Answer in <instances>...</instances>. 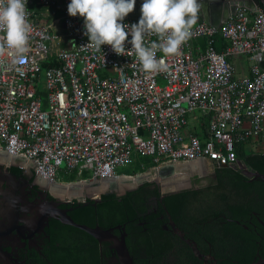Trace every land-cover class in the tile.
<instances>
[{
  "label": "built area",
  "instance_id": "1",
  "mask_svg": "<svg viewBox=\"0 0 264 264\" xmlns=\"http://www.w3.org/2000/svg\"><path fill=\"white\" fill-rule=\"evenodd\" d=\"M35 1L46 8L64 2L66 32L32 22L28 10L24 61L0 55V149L31 162L38 178L57 181L65 168L113 179L135 155L158 165L205 159L233 166L236 145L263 134L264 10L239 6L221 26L193 25L178 54L156 52L166 67L145 73L134 55H117L109 45L82 48L89 39L84 18L68 14L71 0ZM198 40L204 47L194 45ZM219 40L226 43L222 51ZM131 47L126 41V51ZM237 57L250 63L249 76H236Z\"/></svg>",
  "mask_w": 264,
  "mask_h": 264
},
{
  "label": "trees",
  "instance_id": "2",
  "mask_svg": "<svg viewBox=\"0 0 264 264\" xmlns=\"http://www.w3.org/2000/svg\"><path fill=\"white\" fill-rule=\"evenodd\" d=\"M219 42L221 50L223 41ZM236 155L237 160L245 163L250 170L264 174V153L248 154L245 143H242L236 145ZM131 167L132 173L126 175L146 172L155 165L149 158H144ZM11 170L24 173L19 167H12ZM73 177L72 181L76 178ZM219 179V185L211 190H187L167 196L165 209L177 226L187 233V238L200 236L208 241L199 239L198 247L202 253L211 254L216 264H251L264 257V182L231 169H219ZM148 187L151 184L147 183L120 197L115 193L104 195L96 207L89 204L82 211L72 214L73 220L92 228L98 225L104 230L119 225L125 227L126 242L134 264H147L146 257L160 261L170 254L174 256L177 245L183 246L180 251L182 261L175 264H202L188 246L163 230L162 223L157 219L159 215L147 214L153 209V205L148 203L149 195L143 194ZM153 195L160 196L158 192ZM66 227L82 237L80 243H91L90 253L98 264L101 258L98 241L79 229ZM199 232L204 237L197 234ZM75 243L63 244L69 251L73 249L70 254L67 253L68 256H64V264H69V261L72 264L71 253L74 254ZM79 260L82 261L78 259L74 262L79 264Z\"/></svg>",
  "mask_w": 264,
  "mask_h": 264
},
{
  "label": "flooded vegetation",
  "instance_id": "3",
  "mask_svg": "<svg viewBox=\"0 0 264 264\" xmlns=\"http://www.w3.org/2000/svg\"><path fill=\"white\" fill-rule=\"evenodd\" d=\"M3 155L4 153L2 152L0 163L1 161L5 162L2 158ZM237 161V165L220 167L211 164L205 159L178 163V165L188 167V169L181 170L185 171V176L178 178L182 175V173L178 172L180 170L178 169L175 174L165 177V179H169L171 182L183 181L186 185L178 191H165L163 181L148 182L151 184V187L146 188L143 194L149 195L148 203L151 206L153 205V209L147 214L159 215L157 219L162 223L163 230L175 236L182 244L188 246L173 232L172 223L178 229L180 228L165 209V198L187 190H211L217 187L220 183L219 169H231L243 174L239 168V162L242 161ZM11 168L7 172L6 166L0 165V264H64V260H66L64 256H68L67 253L70 254V251L73 250L69 251L68 247L63 245L68 242H76L74 254L71 253L73 257L72 264H78V261L77 263L74 262V260L78 259H82L83 264H97L90 253L92 249L91 243H80L82 237L76 232H71L60 220L50 216L46 219L48 213L46 203H55L58 208L62 211H67L68 215L72 217V214L74 215L82 211L89 204L96 207L97 204L102 202L104 195L115 193L119 196L115 191L116 188H111L107 192H101V194L95 190L108 180H114L115 178L106 180L96 179L89 182H85L80 178L70 182L48 181L49 186L43 188L38 182V177L33 169L24 170V173L18 174L13 172ZM39 181L45 184L40 178ZM53 188L55 189L53 190ZM95 191L98 192L97 195L94 193ZM157 192L160 194L159 197L153 195V193ZM160 208L163 211L159 210ZM180 231L186 237L187 233L181 229ZM114 234L120 235V232L115 231ZM197 234L204 237L200 232ZM188 239L196 242L197 245L198 240H202L200 236ZM203 239V242H208L205 238ZM208 246L211 248V244ZM113 247L114 245L108 242L99 243L101 258L98 264H118L114 258L115 249ZM182 247V245L175 247L174 256L170 254L160 261L154 257H146L145 261L147 264L181 263L180 251ZM202 264H204L203 261ZM210 264H216V261H211Z\"/></svg>",
  "mask_w": 264,
  "mask_h": 264
},
{
  "label": "clouds",
  "instance_id": "4",
  "mask_svg": "<svg viewBox=\"0 0 264 264\" xmlns=\"http://www.w3.org/2000/svg\"><path fill=\"white\" fill-rule=\"evenodd\" d=\"M135 3L136 0H71L67 11L71 17L79 14L84 18V35L89 43L82 48L99 52L102 45H109L117 55H134L145 73L162 70L165 60H158L156 52L164 56L178 54L191 35L202 5L197 0H143L138 23L129 27L122 21L134 10ZM26 5L27 0H6V6L0 7V55L7 51L14 63H22L28 51L31 24ZM129 34L131 40H127ZM150 36H156L157 41L146 43L145 38ZM126 41L132 45L127 51Z\"/></svg>",
  "mask_w": 264,
  "mask_h": 264
},
{
  "label": "water",
  "instance_id": "5",
  "mask_svg": "<svg viewBox=\"0 0 264 264\" xmlns=\"http://www.w3.org/2000/svg\"><path fill=\"white\" fill-rule=\"evenodd\" d=\"M210 1L212 2L217 1L218 3L219 0H210ZM220 1H223L222 4L225 3L226 5L233 4L236 8L239 6H243L253 11H256L262 8L264 9V0H220ZM197 2L202 5V8L200 12L198 13L199 19L209 23L208 11L206 9L207 2H209V0H197ZM142 3H143V0H136L134 10L131 13H129L125 18L131 19L134 21H139L140 16H141ZM261 66L264 69V62L261 64ZM2 152L4 153L2 158L4 160H7L9 158L8 154L5 151L0 150V156ZM16 161L17 163L15 164L14 163L7 164L6 162L3 161L0 163V165L1 166L5 165L7 172H9L8 169L11 167H19L23 169L20 166V164H22L24 160L16 159ZM222 166H227V165H222ZM239 168L242 170V173L246 177L250 179H254V180H261L264 182V174L250 170L245 163L239 162ZM178 169L184 170V169H188V167L185 165H178V163H165L158 167L152 168L150 171L136 174L134 176L122 175V176L116 177L114 180H110V181L108 180L103 185H101L97 191L101 194V192H107L111 188L112 189L116 188L115 190L116 193L119 196H123L127 192H132L140 188L141 186H143L145 183L152 182V181L153 182L163 181L165 191H178L181 188H183V186L186 185L183 181L182 182L181 181L171 182V180L165 179V177H170L173 174H175L176 170ZM85 182H89V181H85ZM39 183L43 188H47L49 186L48 181L45 184H43L40 181ZM54 189L55 188H53V190ZM96 202H98V200H96ZM46 206H47L46 208L48 211L46 219H48L49 216L56 218L60 220L64 225L71 226V227H74L76 229H79L85 232L86 234H88L89 236L97 240L99 243L108 242V243L113 244L114 245L113 248L115 249L114 258L118 262V264H134V259L132 258L130 254V251L128 249L127 242H126L127 233L125 231V227L119 225V226H116L108 230H104L100 228L99 226L94 227V228L88 227L86 225H81V224L76 223L72 219V217L68 215L67 211H62L60 208L57 207L55 203H46ZM171 226H172L173 232L176 235H178L182 239V241L185 242L189 246V248L192 250L196 258L203 261L204 264H210L211 261L212 262L215 261V258L212 255H205L201 253L197 243L192 241L191 239L186 238L185 235L180 231V229L176 227L174 223H172ZM115 231H119L120 235H115L114 234ZM251 264H264V257H260L258 261H255Z\"/></svg>",
  "mask_w": 264,
  "mask_h": 264
},
{
  "label": "crops",
  "instance_id": "6",
  "mask_svg": "<svg viewBox=\"0 0 264 264\" xmlns=\"http://www.w3.org/2000/svg\"><path fill=\"white\" fill-rule=\"evenodd\" d=\"M222 2L223 1L219 0L217 3V1L212 2L209 0V2H207V6H206V9L208 11L209 23L198 18L196 24L200 23V22H205L207 24L214 25V26L223 25L229 19V17L234 13L235 6L233 4H228V5H226L225 3L222 4ZM64 6H65V3L61 2L60 5L56 8H46V7L39 6L35 0H32L28 5V10L33 14L31 21L36 22V23H44L45 25H48L51 28V31L53 33H59L60 35H65L66 30H65V27L63 25V15H64L63 9H64ZM262 10H264V9L262 8ZM219 44H220V42H219ZM225 44H226L225 42H223L221 44L222 49L221 50L219 49V51L223 50V47L225 46ZM194 45L195 46L202 45V47H204L205 42H204V40H198V41L194 42ZM67 46H68L67 43H65L63 45V47H67ZM51 61L53 64L55 63V61H56L55 55L51 56ZM231 61L234 63V65L236 67V70H237L236 76L237 77L250 75V63L248 62V60L245 57L233 58V59H231ZM55 65H58V63L56 62ZM190 119H193V117ZM245 149L248 152V154L249 153H264V132L260 137L254 138V139H249L247 142H245ZM143 158H147V157H143ZM14 161H15V163H17L16 160H13V162ZM134 163H135V159H134L133 163L130 165V167ZM162 164H165V163H162ZM162 164H160V165H162ZM160 165L156 164L155 167H158ZM20 166L25 171L32 169V163L29 161L24 160V162L22 164H20ZM155 167H152V168H155ZM150 170H151V168L148 169L147 171H150ZM62 171H63V174H62ZM62 171H60L58 177L61 176V174H62V177H63V175H67V176L72 175L71 176V178H72L75 173L76 174L78 173L77 171H72V172L66 171L65 168H63ZM83 173L84 172H82L81 174H83ZM138 174H140V173H138ZM122 175H126V174H124V173L119 174L118 173V176H122ZM126 176H132V175H126ZM80 179L83 181L93 180L92 178H90V179L80 178ZM57 181H59V178H57ZM70 181H72V180H70ZM70 181L66 180V181H61V182H70Z\"/></svg>",
  "mask_w": 264,
  "mask_h": 264
},
{
  "label": "rangeland",
  "instance_id": "7",
  "mask_svg": "<svg viewBox=\"0 0 264 264\" xmlns=\"http://www.w3.org/2000/svg\"><path fill=\"white\" fill-rule=\"evenodd\" d=\"M138 22V21H137ZM239 77V76H238ZM198 115V114H197ZM189 125H190V127L192 128L194 125L196 126V124H195V122L194 121H190V118H189ZM248 153V152H247ZM134 159H135V162L136 161H139V160H142V159H144L143 157H140V156H137V155H135V157H134ZM150 160H151V162L154 164V165H156L154 162H153V159L152 158H149ZM2 162V161H1ZM7 163V162H6ZM11 163V162H10ZM13 163V162H12ZM7 164H9V163H7ZM152 169V168H151ZM132 170H133V168L132 167H130V166H125V167H122V168H119L118 169V173L119 174H128V173H132ZM178 172L179 173H182V175H180L178 178H182V177H184L185 175H184V173H185V171H181V170H178ZM62 174H63V171H62ZM62 174H61V176H59L58 178H59V181H66V180H68V181H70L72 178H71V176L72 175H70V176H67V175H63V177H62ZM76 176H74L73 178H75L76 177V179L77 178H84V179H90L91 177H92V174H91V172H84L83 174H80V173H77V174H75ZM134 175V174H133ZM132 175V176H133ZM39 180V179H38ZM39 182V181H38ZM100 188V187H99ZM99 188H96L95 190H98ZM96 195L98 194V192H94Z\"/></svg>",
  "mask_w": 264,
  "mask_h": 264
},
{
  "label": "bare ground",
  "instance_id": "8",
  "mask_svg": "<svg viewBox=\"0 0 264 264\" xmlns=\"http://www.w3.org/2000/svg\"><path fill=\"white\" fill-rule=\"evenodd\" d=\"M12 159L9 157L7 160H5V162H7V163H12ZM193 170V169H192ZM41 180H43L45 183L47 182L45 179H43V178H41V177H39Z\"/></svg>",
  "mask_w": 264,
  "mask_h": 264
}]
</instances>
